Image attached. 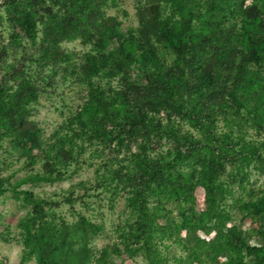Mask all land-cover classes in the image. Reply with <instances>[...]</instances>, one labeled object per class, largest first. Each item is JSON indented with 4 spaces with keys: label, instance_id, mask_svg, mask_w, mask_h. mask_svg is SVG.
I'll list each match as a JSON object with an SVG mask.
<instances>
[{
    "label": "trees",
    "instance_id": "1",
    "mask_svg": "<svg viewBox=\"0 0 264 264\" xmlns=\"http://www.w3.org/2000/svg\"><path fill=\"white\" fill-rule=\"evenodd\" d=\"M2 1L8 41L0 48V130L21 142L22 150L43 154L41 180L51 182L61 177L79 155L75 140L98 123L102 124L95 135L102 136L108 122L112 129L109 132L121 129L123 134L139 136L141 142L130 154V166L118 161L116 167H106L101 181L135 189L139 207L145 205L147 194L185 199L198 189L203 215L216 219V176L229 156L219 148L223 140L215 138L210 129L209 113L214 109L204 107L209 98L226 95L233 112L242 108L253 122L260 124L264 120V77L252 71L254 66L264 64V19L260 17L258 0L247 4L240 0L234 6L229 0H209L210 13L201 23V31L188 34L190 18L182 31L160 16L158 1L145 3L135 9L136 28L127 40L132 50L119 42L120 22L106 14V0ZM237 18L248 28L235 29L229 22ZM17 37L25 39L30 48L19 58L6 60L4 56L7 50H13ZM75 39L90 47L85 51H65L60 47L62 42ZM110 41H117L115 52L106 54L104 46ZM159 43L164 44L170 62L159 53ZM133 64L138 65L139 72L132 68ZM58 69L85 87L88 106L66 119L63 132L55 129L45 138L30 119L31 103L45 85L52 84L51 75ZM99 73L120 75L118 85L101 87L96 80ZM90 106L99 116L97 124L95 116L82 117ZM174 119L190 120L200 138L184 136L171 125ZM89 136L94 137V132L86 138ZM112 138L122 141L116 136L106 140ZM153 139L167 141L172 147L168 150L170 158L154 150L147 153L145 143ZM239 153L244 154V159L257 157L248 149ZM187 157L190 159L185 178L171 172ZM3 191L0 178V194ZM23 193L28 208L16 223L21 260L33 258L35 264H108L106 250H100L95 258L89 252L88 241L97 225L81 215L73 223L59 220L49 210L48 202L31 192ZM72 201L65 198L69 205ZM139 211L140 233L147 236L151 231L146 222L150 214ZM232 235L230 230L225 235L230 245L251 256L252 264H264V245H248Z\"/></svg>",
    "mask_w": 264,
    "mask_h": 264
},
{
    "label": "rangeland",
    "instance_id": "2",
    "mask_svg": "<svg viewBox=\"0 0 264 264\" xmlns=\"http://www.w3.org/2000/svg\"><path fill=\"white\" fill-rule=\"evenodd\" d=\"M152 1L160 3V16L176 29L184 31L190 18L191 30L186 34L200 32L201 23L210 13L209 0H106L105 12L119 20V42L124 43L128 50H132L128 37L134 35L137 24L135 9ZM229 1L234 6L240 0ZM243 1L247 4L252 0ZM258 2L262 7L260 17L264 19V0ZM2 9L3 1L0 0V48L8 41ZM243 22L237 18L229 23L235 29H240V26L248 28L249 25ZM116 44L117 41L107 42L104 52L113 54ZM60 47L65 51H85L90 46L75 39L62 42ZM157 47L170 62L172 59L164 44L159 43ZM12 48V51L7 50L6 60L12 56L19 58L30 44L17 37ZM132 68L136 72L140 70L136 64ZM252 71L264 77V64L254 66ZM119 76L108 77L107 73H99L96 80L105 89L113 88L118 85ZM51 77L52 84L40 90L30 109V119L45 138L55 129L63 132L66 119L88 106L85 87L71 75L58 69ZM224 86L227 94L229 85L226 83ZM205 103L204 108L214 109L209 113L212 114L210 129L215 138L223 140L219 148L229 156L216 176V219L203 215L204 206L198 189L191 192V198L185 199L167 194H147L145 205L139 207L135 203L139 195L135 189L120 184L113 187V182L101 181L100 175L106 174V167H116L118 161L122 166H130V154L135 152L141 138L123 134L121 129L116 132L119 134L109 132L112 129L108 122L102 129L103 135L96 136L97 127L102 123H98L99 116L93 106L89 107L88 113L83 112L82 117L95 116L98 125L92 126V131L87 130V135L94 132V137L86 138L84 135L75 140L79 155L69 163L61 177L51 182L41 180L43 154L36 150H22L21 142L0 130V178L4 188L0 194V264H35L33 258L21 260L19 230L16 227L28 208L23 201L24 191L48 202L49 210L59 220L73 223L81 215L97 225L98 229L88 241L89 252L95 258L100 250H106L108 264H252L251 256L230 245L225 235L230 230L235 240L248 245H264V120L260 124L253 122L242 108L233 112L226 95H215ZM171 122L184 136L200 138L190 120L174 119ZM115 136L122 137V141L106 140ZM150 143L154 144L149 147L147 144ZM145 144L149 154L154 150L168 158L172 155L168 151L172 147L165 139H153ZM246 149L257 157L244 159V154L239 152ZM189 159L179 161L171 172L180 173L185 178ZM67 197L73 200L71 205L65 202ZM139 209L150 214L146 222L151 231L147 236L140 233ZM195 223L197 227H194Z\"/></svg>",
    "mask_w": 264,
    "mask_h": 264
}]
</instances>
